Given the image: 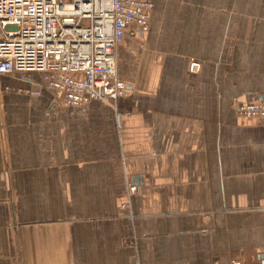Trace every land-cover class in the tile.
Masks as SVG:
<instances>
[{"label":"crops","instance_id":"1","mask_svg":"<svg viewBox=\"0 0 264 264\" xmlns=\"http://www.w3.org/2000/svg\"><path fill=\"white\" fill-rule=\"evenodd\" d=\"M151 2L116 97L0 75V264L262 263L264 0Z\"/></svg>","mask_w":264,"mask_h":264},{"label":"built area","instance_id":"2","mask_svg":"<svg viewBox=\"0 0 264 264\" xmlns=\"http://www.w3.org/2000/svg\"><path fill=\"white\" fill-rule=\"evenodd\" d=\"M152 10L151 0H0V75L40 71L43 86L71 107L116 97L126 88L117 77L118 45L129 25L148 29ZM238 112L264 122V97Z\"/></svg>","mask_w":264,"mask_h":264},{"label":"water","instance_id":"3","mask_svg":"<svg viewBox=\"0 0 264 264\" xmlns=\"http://www.w3.org/2000/svg\"><path fill=\"white\" fill-rule=\"evenodd\" d=\"M261 264H264V257H263V259H262V263Z\"/></svg>","mask_w":264,"mask_h":264}]
</instances>
